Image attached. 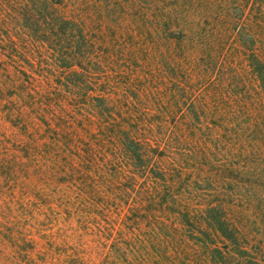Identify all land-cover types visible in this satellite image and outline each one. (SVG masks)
Wrapping results in <instances>:
<instances>
[{
	"label": "trees",
	"instance_id": "16d2710c",
	"mask_svg": "<svg viewBox=\"0 0 264 264\" xmlns=\"http://www.w3.org/2000/svg\"><path fill=\"white\" fill-rule=\"evenodd\" d=\"M0 110L128 264H264V0H0Z\"/></svg>",
	"mask_w": 264,
	"mask_h": 264
},
{
	"label": "rangeland",
	"instance_id": "374dc122",
	"mask_svg": "<svg viewBox=\"0 0 264 264\" xmlns=\"http://www.w3.org/2000/svg\"><path fill=\"white\" fill-rule=\"evenodd\" d=\"M26 135L0 110V264H128L112 247L127 235L126 206L116 201L85 220L69 214L63 184L23 150Z\"/></svg>",
	"mask_w": 264,
	"mask_h": 264
}]
</instances>
